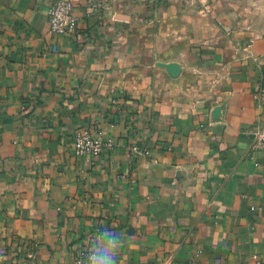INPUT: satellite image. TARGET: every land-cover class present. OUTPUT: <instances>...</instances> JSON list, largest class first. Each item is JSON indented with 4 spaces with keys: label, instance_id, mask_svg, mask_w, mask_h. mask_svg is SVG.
Listing matches in <instances>:
<instances>
[{
    "label": "crops",
    "instance_id": "obj_1",
    "mask_svg": "<svg viewBox=\"0 0 264 264\" xmlns=\"http://www.w3.org/2000/svg\"><path fill=\"white\" fill-rule=\"evenodd\" d=\"M56 1L0 0V264H73L101 226L124 264H264V29L175 57L170 3L69 0L53 35ZM84 127L114 145L93 163Z\"/></svg>",
    "mask_w": 264,
    "mask_h": 264
},
{
    "label": "rangeland",
    "instance_id": "obj_2",
    "mask_svg": "<svg viewBox=\"0 0 264 264\" xmlns=\"http://www.w3.org/2000/svg\"><path fill=\"white\" fill-rule=\"evenodd\" d=\"M148 0L145 4L137 1L133 7L146 9L149 13L161 9L162 2L170 3L175 11V19L163 20L167 27L175 28V57L182 55L184 45L198 44L205 37L215 34L214 27L220 22L225 27L239 32L253 34L264 29V0ZM163 6V5H162ZM226 18L219 19L218 16ZM147 25L151 20L144 21ZM168 22V23H167Z\"/></svg>",
    "mask_w": 264,
    "mask_h": 264
},
{
    "label": "built area",
    "instance_id": "obj_3",
    "mask_svg": "<svg viewBox=\"0 0 264 264\" xmlns=\"http://www.w3.org/2000/svg\"><path fill=\"white\" fill-rule=\"evenodd\" d=\"M47 18L50 33L53 35H69L77 30L78 18L74 13V6L69 0H57L53 3ZM250 136V149L264 151V122L255 127ZM113 147L111 141L103 142L99 136H96L92 127L80 128L72 137V153L89 163H93L103 151H110ZM84 254L85 251L76 254L73 258V264H83L82 257Z\"/></svg>",
    "mask_w": 264,
    "mask_h": 264
},
{
    "label": "clouds",
    "instance_id": "obj_4",
    "mask_svg": "<svg viewBox=\"0 0 264 264\" xmlns=\"http://www.w3.org/2000/svg\"><path fill=\"white\" fill-rule=\"evenodd\" d=\"M86 241L83 264H124V254L128 242L122 231L101 226Z\"/></svg>",
    "mask_w": 264,
    "mask_h": 264
}]
</instances>
